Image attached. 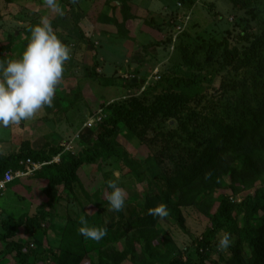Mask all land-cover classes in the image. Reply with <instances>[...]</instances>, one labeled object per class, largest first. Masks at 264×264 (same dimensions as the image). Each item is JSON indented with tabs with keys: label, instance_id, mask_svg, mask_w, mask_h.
<instances>
[{
	"label": "rangeland",
	"instance_id": "1",
	"mask_svg": "<svg viewBox=\"0 0 264 264\" xmlns=\"http://www.w3.org/2000/svg\"><path fill=\"white\" fill-rule=\"evenodd\" d=\"M57 4L59 11L47 7L44 0H0V60L20 55L29 39L24 30L41 17L48 18L55 34L70 49L52 106L19 124L0 127L1 156L38 151L53 157L66 155V159L83 157L84 150L93 146L111 105L128 107L136 102L150 106L158 78L185 70L181 44L192 50L210 40L225 41L242 57L264 35V0H249L244 8L228 0H186V5L178 0H57ZM204 68L217 76L213 89L192 101L179 102L180 119L150 116L142 124L122 123L114 143L121 156L100 166L83 165L78 182L54 189L53 207L45 206L43 180L37 175L15 178L0 196V235L2 221L26 216L29 224L13 238L30 249L29 263L33 264H57L52 257L59 259L66 253L70 260L74 248L79 249L78 264H168L175 259L196 264L194 243L208 228L210 214L218 209V194L240 201L264 186V150L262 162L257 164L258 176L252 180L239 175L229 181L227 172L237 169L244 156L239 152L219 154L216 169H222L216 175L225 170L217 179L223 189L206 198L197 194L198 207L164 204L168 219L151 228H119L111 207L100 204L105 193L95 192L101 178L115 181L125 193V205L142 204L140 192L162 181L179 150L183 155L180 164L192 152L201 151L202 145L196 148L199 143L189 131L201 124L196 115L224 125L246 118L243 105L237 112L230 111L220 108L219 99L222 103L234 101L244 94L242 87L264 85V49L247 70L237 65L227 68L222 58ZM192 185L170 188L169 200L184 197ZM208 185L213 186L212 181ZM180 218L183 229L177 223ZM91 228H102L106 235L98 242L81 235ZM107 232L115 237L113 242L108 241ZM5 247L0 240V264H13ZM224 250L218 248L212 259L217 260Z\"/></svg>",
	"mask_w": 264,
	"mask_h": 264
},
{
	"label": "trees",
	"instance_id": "2",
	"mask_svg": "<svg viewBox=\"0 0 264 264\" xmlns=\"http://www.w3.org/2000/svg\"><path fill=\"white\" fill-rule=\"evenodd\" d=\"M178 1L186 5V0ZM228 1L237 8H244L249 0ZM29 29L30 27L24 30L28 36H30ZM262 49H264V35L256 38L242 57L237 49L230 48L225 41L210 40L207 43L195 45L192 50L181 44L179 51L185 70L176 69L173 74L159 77L153 86L155 100L150 106H143L136 102H131L128 107L123 104L111 105V112L99 125L100 131L93 146L84 150L83 157L66 159L65 155L61 156L58 163H49L53 155L38 151H28L26 154L17 153L7 157L0 155V180L6 171L20 170L22 161L30 160L32 163L42 164L40 169L31 175H37L38 180H43L42 193L47 201L45 206L51 208L53 207L54 189L59 186L70 188L73 183L78 182L81 176L80 169L83 165L100 166L109 159L121 156L114 143L118 128L122 123L136 121L142 124L150 116L180 119L178 111L181 105L178 103L189 102L202 96L207 90L213 89L218 81L216 74L213 71H207L204 66L222 58L227 68L237 65L247 70L251 63L258 58ZM242 88L244 94L234 101L226 100L222 103V100L219 99L218 104L220 108H230V111L235 112L238 111V106L243 105L247 114L246 118H241L236 124L224 125L206 117L202 118L200 114L196 115L195 120L201 124L196 123L189 128V131L194 136V141L199 143L196 148L198 149L202 145L201 151L198 154L192 152L186 156L188 161L180 164L183 155L179 154V150L170 161L171 169L167 170L162 181L157 180L153 182V189L140 192V195L144 196L142 204L132 203L134 199L129 196L132 206L124 204L120 211L111 208L110 212L116 215L115 223L119 228H125L126 231L151 228L158 221L168 218L153 217L148 214L149 209L167 203H173L175 207L192 205L198 207L201 203L197 201V194H203L206 198L213 192L223 189L222 186L220 188L217 179L225 170L216 175L222 169H216L219 165L217 163L219 154L239 152L244 156V159L238 163L237 169L227 172L229 181L239 175H243L249 180L258 176L257 164H261L262 150H264V85L260 87L246 85ZM182 151L184 152V150ZM177 158H181V160L176 161ZM153 161L157 166L158 161L156 159ZM124 169L125 167L121 165V171ZM127 172L125 170V173ZM173 172L174 176H170ZM101 179L102 183L97 184L98 190L95 193L102 190L106 196L100 200V204L110 206L107 194L111 191L108 188V182L111 180ZM211 181L213 186L208 185ZM189 185H192L193 188L187 195L179 197L177 200H169L170 188L184 189ZM186 196L192 198L186 200ZM217 203L218 209L209 216L208 228L194 243L195 253L198 257L196 264H264V186H259L252 194L246 195L240 201H230L225 198L224 193H220L217 196ZM177 223L182 229L184 228L181 218L179 221L177 220ZM28 224L29 220L26 216L8 219L1 223L0 240L6 243L5 248L12 254L13 264H33L29 263L32 255L30 249L15 242L13 238L19 229ZM225 233L231 234L230 245L226 250L217 254V260H213L212 255L218 250V237ZM107 239L109 242H113L115 237L111 232H107ZM73 250L74 258L69 260V254L66 253L59 259L53 256V261L57 264H78L79 249L74 248ZM84 255H86L85 249ZM168 264L188 263L175 259Z\"/></svg>",
	"mask_w": 264,
	"mask_h": 264
},
{
	"label": "clouds",
	"instance_id": "3",
	"mask_svg": "<svg viewBox=\"0 0 264 264\" xmlns=\"http://www.w3.org/2000/svg\"><path fill=\"white\" fill-rule=\"evenodd\" d=\"M44 2L47 7L59 11L57 0ZM29 32V39L18 57L0 60V127L19 124L34 117L43 107H51L65 62L70 59L69 47L55 34L47 17H41ZM108 188L111 190L107 194L110 207L122 210L125 204L123 189L115 181H109ZM148 214L165 217L168 209L160 204L149 209ZM81 235L98 242L104 238L106 230L85 229ZM230 240L231 234L225 233L218 241V248L226 249Z\"/></svg>",
	"mask_w": 264,
	"mask_h": 264
},
{
	"label": "built area",
	"instance_id": "4",
	"mask_svg": "<svg viewBox=\"0 0 264 264\" xmlns=\"http://www.w3.org/2000/svg\"><path fill=\"white\" fill-rule=\"evenodd\" d=\"M159 79V78H158ZM61 158V154L53 157L49 163H58ZM21 169L13 172L8 170L3 174L2 179L0 180V196L8 188V186L13 182L15 178H21L24 176H30L34 171L40 169L42 164L32 163L30 160H25L20 163Z\"/></svg>",
	"mask_w": 264,
	"mask_h": 264
}]
</instances>
